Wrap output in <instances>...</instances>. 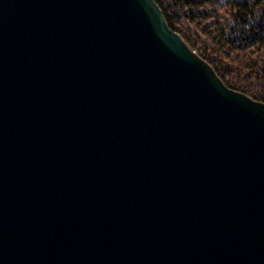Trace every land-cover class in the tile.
Instances as JSON below:
<instances>
[{"label":"water","instance_id":"95a60500","mask_svg":"<svg viewBox=\"0 0 264 264\" xmlns=\"http://www.w3.org/2000/svg\"><path fill=\"white\" fill-rule=\"evenodd\" d=\"M0 264H264V103L155 0H0Z\"/></svg>","mask_w":264,"mask_h":264},{"label":"trees","instance_id":"16d2710c","mask_svg":"<svg viewBox=\"0 0 264 264\" xmlns=\"http://www.w3.org/2000/svg\"><path fill=\"white\" fill-rule=\"evenodd\" d=\"M230 89L264 103V0H155Z\"/></svg>","mask_w":264,"mask_h":264}]
</instances>
